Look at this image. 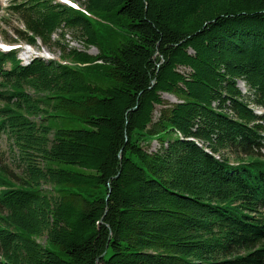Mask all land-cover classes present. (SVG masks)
Returning a JSON list of instances; mask_svg holds the SVG:
<instances>
[{"label":"trees","instance_id":"16d2710c","mask_svg":"<svg viewBox=\"0 0 264 264\" xmlns=\"http://www.w3.org/2000/svg\"><path fill=\"white\" fill-rule=\"evenodd\" d=\"M10 4L68 63L0 52V264H264V0Z\"/></svg>","mask_w":264,"mask_h":264},{"label":"rangeland","instance_id":"374dc122","mask_svg":"<svg viewBox=\"0 0 264 264\" xmlns=\"http://www.w3.org/2000/svg\"><path fill=\"white\" fill-rule=\"evenodd\" d=\"M10 1L11 0H0V7H1V10H0V52L6 53V52H9L10 50H17V55H16L17 59L19 63L23 66L28 65L31 62V60H33L34 58H40L41 60L45 62H48L49 60H54V61H59L61 63H68V61L64 60L60 56V51L58 50L57 46H55L54 43H50L49 45H44L39 40H37L36 42L37 47H35V46L28 45L23 41H16V42L12 41L13 39H16V34H15L14 29L21 28V24L15 18L14 15L7 14L5 12V7H8L9 5H11ZM53 1H55V3L57 2V3L69 5L73 8L74 7L82 8V5L80 4L82 0H53ZM96 20L100 22V18L97 17ZM109 25H110L109 27L114 29L111 23ZM58 33L59 32L54 33L52 35L53 41L57 40L59 36ZM63 42L68 44V47H73L79 50H83L89 55H91L92 57L100 56L101 53L104 50H106L105 44H102V46L100 45L98 47H92V46L84 47L83 44L77 38H75L74 33L71 32L70 30H66ZM100 66L101 68L98 67V64L91 63V64L84 65L83 68H85L84 72H86V69H90L92 70L93 73L98 74L99 72L102 73L104 70L102 65ZM9 68H10V63H8L7 66L5 65V69H9ZM237 87L242 92V94L244 95L248 94V88L246 87L245 83L242 82L241 80H237ZM162 98L166 102L167 105L175 104L178 101L176 96L167 94V93H163ZM159 109L160 107L157 106L155 113H154L155 119L158 116ZM253 109L257 114L259 113L261 114L262 112V109L260 107L253 106ZM75 125H79V123H76ZM156 137L157 136L150 135V138H146L145 140H143L142 143L145 145H149L147 147L148 149L155 150L159 147V144L155 140ZM200 146H202V144H200ZM204 150L209 152V150L206 148ZM256 153L259 154L260 156H264V149L257 150ZM214 155H215L214 156L215 158H218L220 160H222L224 157H228V160L230 161L231 164H234L236 161L239 160V158L244 157V155L241 154L239 158L234 159L233 158L234 155L230 154V152L227 150H223L222 152H220V154H214ZM18 164L19 163H18L17 156L15 155V151H11L8 139L5 137V135H1L0 137V166L7 167L9 174L13 177L15 175H18L21 171Z\"/></svg>","mask_w":264,"mask_h":264}]
</instances>
